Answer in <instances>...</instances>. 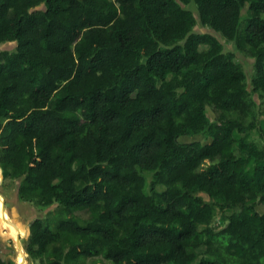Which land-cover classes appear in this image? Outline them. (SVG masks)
I'll use <instances>...</instances> for the list:
<instances>
[{"label":"trees","instance_id":"trees-1","mask_svg":"<svg viewBox=\"0 0 264 264\" xmlns=\"http://www.w3.org/2000/svg\"><path fill=\"white\" fill-rule=\"evenodd\" d=\"M6 43L1 176L53 206L33 263L264 264V0H0Z\"/></svg>","mask_w":264,"mask_h":264},{"label":"rangeland","instance_id":"rangeland-1","mask_svg":"<svg viewBox=\"0 0 264 264\" xmlns=\"http://www.w3.org/2000/svg\"><path fill=\"white\" fill-rule=\"evenodd\" d=\"M232 46V45H230ZM14 47L13 43L0 44V48ZM238 60L244 64L246 70H252L251 63L253 59L237 52ZM207 112L211 117H216L217 112L213 106H207ZM254 139H258L257 132H253ZM192 140H201L206 142L202 135L183 136L181 141L188 142ZM18 180L12 178H3L0 174V250L1 255L9 262V264H36L26 254V243L30 234V222L35 217H42L53 207H42L35 202L21 201L18 197ZM164 186H158V190H163ZM5 204V209L4 205ZM257 210L264 213V204H259ZM83 216L87 213L81 212ZM225 218L219 215L217 224L223 226ZM204 247L198 249L201 252ZM25 252V255L23 254ZM24 255V256H23ZM106 264H112L106 261Z\"/></svg>","mask_w":264,"mask_h":264},{"label":"water","instance_id":"water-1","mask_svg":"<svg viewBox=\"0 0 264 264\" xmlns=\"http://www.w3.org/2000/svg\"><path fill=\"white\" fill-rule=\"evenodd\" d=\"M0 174H1V164H0ZM3 205H4V209H5V204L3 203ZM23 254L25 255V252L24 251H23Z\"/></svg>","mask_w":264,"mask_h":264}]
</instances>
